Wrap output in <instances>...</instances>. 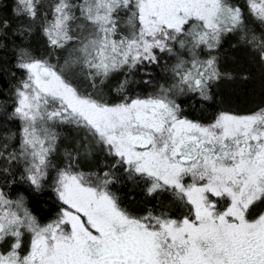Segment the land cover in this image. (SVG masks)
I'll return each mask as SVG.
<instances>
[{
	"label": "snow or ice",
	"instance_id": "obj_1",
	"mask_svg": "<svg viewBox=\"0 0 264 264\" xmlns=\"http://www.w3.org/2000/svg\"><path fill=\"white\" fill-rule=\"evenodd\" d=\"M257 74L264 0H0V264H264Z\"/></svg>",
	"mask_w": 264,
	"mask_h": 264
},
{
	"label": "trees",
	"instance_id": "obj_2",
	"mask_svg": "<svg viewBox=\"0 0 264 264\" xmlns=\"http://www.w3.org/2000/svg\"><path fill=\"white\" fill-rule=\"evenodd\" d=\"M8 59L9 57L7 56L3 57L4 61H7ZM4 79H7L6 72L4 74ZM221 94L225 98H230V100L226 99V103L224 106H227L228 102H230L233 107H236L238 109H243L245 107H253L254 106V104L252 103L253 101L259 102L260 99L262 98V94H264V90H262V86L259 82V75L257 74L255 82L250 83L248 85L247 96L242 97L238 87L229 86V85H225L221 89Z\"/></svg>",
	"mask_w": 264,
	"mask_h": 264
}]
</instances>
